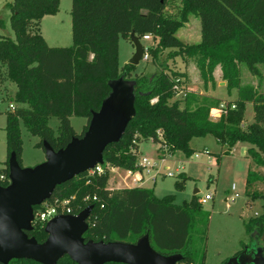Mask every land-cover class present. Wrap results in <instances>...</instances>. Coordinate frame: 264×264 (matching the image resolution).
<instances>
[{
	"label": "trees",
	"instance_id": "16d2710c",
	"mask_svg": "<svg viewBox=\"0 0 264 264\" xmlns=\"http://www.w3.org/2000/svg\"><path fill=\"white\" fill-rule=\"evenodd\" d=\"M169 1L73 0L70 47H50L40 33L42 19L58 14L61 0L8 3L15 39L0 38V91L3 81L14 83L17 91L13 104L17 107L6 112L7 160L0 170V189L11 184L9 162L13 155L24 168L22 125L40 139L36 147L44 151L45 143L58 152L75 138H82L94 113L101 110L111 94V82L130 75L136 67L128 64L119 72V36L131 39L135 34L140 39L152 35L158 40L157 47L149 49L154 61L166 49H175V56L196 62L205 85L214 81L213 72L221 65L228 90H238V99L230 102L237 108L214 121L210 111L220 100L188 92L183 101L172 103L174 77L181 75H169L168 68L161 63L163 66L152 82L144 76L134 80L135 115L121 140L105 149L104 162L97 165L103 172L94 176L84 173L57 186L48 202L71 199L72 215L92 208L84 234L87 242L137 244L148 236L157 253L180 255L178 264H206L210 215L198 202L197 194L190 202L178 205L174 195L158 198L153 189L111 190L110 173L116 168L141 172L140 146L150 140L161 146L158 151L161 158L176 151L191 157L192 140L208 135L227 147L226 154L238 143H248L252 147L248 150L251 165L246 195L250 204L263 200V212L245 222V229L251 240L256 236L264 249V171L261 170L264 168V94L252 86H240L237 69V62H244L252 69L256 63L264 62V0H181L179 19L165 15ZM191 13L201 20V42L196 45H187L176 35ZM33 25L37 27L35 32ZM182 81L180 84L184 86L186 81ZM155 98L157 102L152 103ZM247 104L253 106L254 122L244 129ZM53 117L59 120L57 133L49 125ZM72 117L87 119L81 134L73 128ZM188 178L181 175L176 188L182 190ZM46 226L36 223L27 234L44 243L48 239ZM9 264L39 263L12 260ZM58 264L77 263L66 256Z\"/></svg>",
	"mask_w": 264,
	"mask_h": 264
},
{
	"label": "rangeland",
	"instance_id": "374dc122",
	"mask_svg": "<svg viewBox=\"0 0 264 264\" xmlns=\"http://www.w3.org/2000/svg\"><path fill=\"white\" fill-rule=\"evenodd\" d=\"M10 2L12 0H0V21H2V24L0 23V38L15 39L11 25V11L7 6ZM72 2L73 0H61L58 14L45 16L41 21L40 33L50 47H70L73 44ZM182 6L181 0H170L165 15L169 18L179 19ZM32 31H37L36 25L32 26ZM176 35L187 45L199 44L201 42L200 17L195 13L189 14L188 21L177 31ZM139 40L145 50L155 48L158 44L155 37L152 40H144V38ZM118 45V70L121 73L136 54V47L125 35L119 36ZM161 63L168 68L169 75H181L174 79L186 81L184 86L189 88V92L203 93L212 85L213 89H216V98L227 101L238 99L237 89L228 90L221 65H218L213 72L214 81L205 85L196 62L183 56H175V49H166L159 55L157 61H154L150 54V59L148 61L141 60L130 75H125L124 80L133 82L144 76L152 82L159 73L160 66H163ZM237 69L240 86H252L264 94V62L256 63L254 69L244 62H237ZM4 70L3 68V72ZM5 82L8 85L0 91L5 102L0 107V170L5 167L7 160L6 112L9 104L14 103L10 81L5 80ZM218 82L224 83L222 86L226 87L217 88ZM191 87H195V90L193 91ZM178 100L183 101L184 99L181 95H174L171 102ZM15 106L17 107L16 104ZM183 107L184 103L182 102L181 108ZM253 122V106L247 104L243 128L246 129ZM71 123L75 131L81 134L87 124V119L73 117ZM49 125L57 133L59 120L56 117L50 119ZM22 138L24 141V168L34 169L45 163V151L36 147L40 139L32 136L23 125ZM244 146L246 144L238 146L235 152L226 154L227 147L220 144L215 137L208 135L192 140L191 147L194 154L191 157H187L181 151H176L174 154L167 155L162 161L158 152L161 147L159 144H155L151 140L141 144L143 156L139 155L138 161L142 157H146L154 164V168H147L144 176L147 186L155 188V194L159 198L174 195L175 203L181 205L184 202H190L195 194L198 196L199 203L200 199L207 194H213L212 200L204 205L200 203L204 211L210 215L206 242V264H225L233 259L239 251L246 248L245 251H249L250 256L256 260L257 253L262 247L261 242L259 244L252 243L251 237L245 229V222L262 214L263 200L258 199L250 204L246 195L248 165L249 162L251 163V159L245 156ZM261 170L264 171V168ZM142 171H144L143 168ZM169 173H172L173 176L169 177ZM183 174L189 178L183 183L182 190H178L176 183L181 180L180 176ZM128 175L124 169L111 172V185L109 186L113 188L134 186ZM234 185L235 190H233ZM243 243L246 244L245 247H243Z\"/></svg>",
	"mask_w": 264,
	"mask_h": 264
},
{
	"label": "water",
	"instance_id": "95a60500",
	"mask_svg": "<svg viewBox=\"0 0 264 264\" xmlns=\"http://www.w3.org/2000/svg\"><path fill=\"white\" fill-rule=\"evenodd\" d=\"M131 40L136 54L130 64L137 66L143 59L144 48L135 34L131 35ZM124 77L111 82V94L101 110L94 113L89 130L82 138H75L58 152L45 143L46 162L34 169L20 167L16 157H11V184L0 189L1 264H9L12 260L58 264L66 256L77 264H178L180 255L157 253L148 236L137 244L87 242L84 234L88 230L92 208L79 215H62L48 222V239L44 243L27 234L33 229L34 208L49 200L57 186L102 164L107 146L121 140L135 115L136 82L125 81ZM252 243L259 244L260 241L253 235ZM245 250L225 264H264L262 247L256 260Z\"/></svg>",
	"mask_w": 264,
	"mask_h": 264
},
{
	"label": "built area",
	"instance_id": "2783aa9c",
	"mask_svg": "<svg viewBox=\"0 0 264 264\" xmlns=\"http://www.w3.org/2000/svg\"><path fill=\"white\" fill-rule=\"evenodd\" d=\"M144 40H152L154 38V36L152 35H146L143 37ZM93 56H91L92 58ZM150 59V52L149 49L145 50L144 49V54H143V59L142 60H146L148 61ZM176 84L174 86V90H175V95H181L183 99H185L187 93L189 92V88H186L185 86H183L181 83V80H175ZM157 98L152 100V103H156L157 102ZM3 101L0 100V107L2 106ZM16 106L13 103H10L8 106V110H15ZM237 108L235 103H230V102H226V101H222L217 107L211 109L210 111V118L214 121L220 120L223 116L228 115V113L231 110H235ZM138 165L143 168L144 171L147 170L148 167L154 168V164L151 162L150 159L146 158V157H142L139 161H138ZM159 171V170H157ZM103 172V169L101 166H97L89 171H87L86 173L89 174V176H94L95 174H101ZM169 177H172L173 174L169 173L168 174ZM235 185L233 186V190H235ZM213 198V194H207L204 198L200 199V203L202 205L206 204L208 201L212 200ZM96 199V198H95ZM71 204V199L68 200H63V201H58L56 200L54 203H50L47 201H45L44 203H42L40 206H38L39 208H37L36 210H34V221H33V225L36 223H48L51 220H53L56 217L62 216V215H72V208L70 206Z\"/></svg>",
	"mask_w": 264,
	"mask_h": 264
},
{
	"label": "crops",
	"instance_id": "0c3cea01",
	"mask_svg": "<svg viewBox=\"0 0 264 264\" xmlns=\"http://www.w3.org/2000/svg\"><path fill=\"white\" fill-rule=\"evenodd\" d=\"M2 84H4V85H2ZM1 84V86H2V88L1 89H5V87H6V85H8L7 84V82H5V81H3V83ZM10 84H11V88H12V90H13V92H12V96L14 97V95H15V93H16V91H17V86L14 84V83H11L10 82ZM224 83H222V82H218V87L217 88H219V87H226V86H222ZM16 88V89H15ZM191 89L194 91L195 90V87H191ZM215 91H216V89H213V87H212V85H210L209 86V88L208 89H206V91H204L203 93L201 92V93H199V94H201V95H205V96H209V97H213V98H216L215 97ZM1 94L2 93H0V100H2L3 101V96H1ZM216 99H218V98H216ZM218 100H220L221 102L222 101H226V102H233L234 100H231V101H227V100H223V99H218ZM3 103H5L4 101H3ZM73 118V117H72ZM71 118V119H72ZM243 144H246V146H244V148H243V152H244V154H245V156L249 159V155H248V150L252 147L250 144H248V143H238L233 149H232V151L230 152V153H233V152H235V149L238 147V146H240V145H243ZM140 156H143V149H142V147L140 146ZM159 157H160V155H159ZM161 158V157H160ZM161 160L163 161V160H165V158H161ZM250 161V160H249ZM250 165H251V163L249 162V165H248V171H249V168H250ZM23 166H24V162H23ZM117 170H119L118 168H116V169H112V173H114V172H116ZM127 172V174H129L128 176H130V178H131V184H133L134 186H130V187H128V188H134V187H144V188H148V189H152V187H150V186H147V180H146V177L144 176V174H145V171H141V172H137V173H132V172H129V171H126ZM248 175V174H247ZM109 185H111V179H110V181H109ZM108 188L109 189H111V190H119V189H123L122 187H116V188H113L112 186H108ZM153 190H154V192H156V190H155V188H153ZM156 195V194H155ZM157 196V195H156ZM158 197V196H157ZM159 198V197H158Z\"/></svg>",
	"mask_w": 264,
	"mask_h": 264
}]
</instances>
